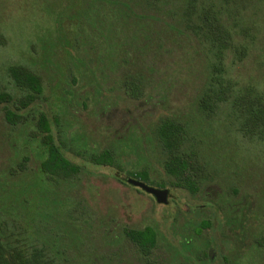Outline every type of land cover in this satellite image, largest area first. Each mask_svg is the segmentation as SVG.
Returning a JSON list of instances; mask_svg holds the SVG:
<instances>
[{"label": "rangeland", "instance_id": "obj_1", "mask_svg": "<svg viewBox=\"0 0 264 264\" xmlns=\"http://www.w3.org/2000/svg\"><path fill=\"white\" fill-rule=\"evenodd\" d=\"M136 1L0 0V90L11 96L0 105L7 231L58 264H143L125 229L145 226L156 232L146 258L157 264H264V138L240 132L232 105L264 99V0H236L244 9L218 75L233 97L208 113L200 99L218 57L185 25L184 1ZM15 64L41 78V94L24 107L28 93L9 75ZM42 114L77 174L40 171ZM166 117L185 126L182 148L200 167L195 190L173 186L164 169L157 128ZM103 148L121 171L76 155ZM142 169L147 184L169 189L167 203L126 182Z\"/></svg>", "mask_w": 264, "mask_h": 264}, {"label": "trees", "instance_id": "obj_2", "mask_svg": "<svg viewBox=\"0 0 264 264\" xmlns=\"http://www.w3.org/2000/svg\"><path fill=\"white\" fill-rule=\"evenodd\" d=\"M139 1L141 2V0L136 2ZM144 1L149 5H164V3L170 5L174 3V0ZM183 1L185 5L182 18L185 25L207 43L214 51V55L218 57L219 64L214 66L216 67L214 81L218 84V87L214 85L212 79L213 86L206 90L200 99L202 109L208 113L216 106V102L229 100L233 97L232 94L229 95V88L223 84L218 75L222 71L221 57L231 45L233 34L235 33L232 18L236 12L241 16L240 11L244 7L243 9L238 8L240 11L234 8L236 0H234L235 2L233 0H218V5L215 1L213 3L210 0ZM126 9L124 7V10ZM242 17H244V14ZM9 75L16 87L28 93L22 103V107L41 94V78L29 68L19 64L11 65L9 66ZM10 97L7 92L0 90V105L3 102H9ZM232 105L241 113L240 132L247 137L263 139L264 99L259 95L232 98ZM6 114L11 118L15 116V113L9 109L6 110ZM37 125L41 143L46 150V157L40 162V171L49 177L62 179L77 174L80 171V165L72 162L64 154L63 146L54 139L49 119L42 114L38 119ZM157 133L162 149L166 154L163 164L164 169L170 176L175 178L174 182H172L173 186L195 190V179L197 177L200 178V167L196 165L192 151H186L182 148L187 137L184 124L174 118L166 117L159 123ZM76 155L93 165L112 166L120 170L114 162V151L112 148H103L98 152H91L87 158L79 153H76ZM147 174L146 170L143 169L127 172L128 177L142 180L145 183L148 181ZM157 187L162 186L157 185ZM7 221L8 218L0 214V264H58L53 256L45 253L43 247L29 245L25 241L24 235H21L20 232L15 234L8 232ZM125 235L144 255L143 264H157L154 260L146 258L156 245V232L151 226L127 228L125 229Z\"/></svg>", "mask_w": 264, "mask_h": 264}, {"label": "water", "instance_id": "obj_3", "mask_svg": "<svg viewBox=\"0 0 264 264\" xmlns=\"http://www.w3.org/2000/svg\"><path fill=\"white\" fill-rule=\"evenodd\" d=\"M127 182L135 187L140 188L142 191L152 195L156 202L167 203L168 202V188H160L151 186L142 180L128 177Z\"/></svg>", "mask_w": 264, "mask_h": 264}, {"label": "flooded vegetation", "instance_id": "obj_4", "mask_svg": "<svg viewBox=\"0 0 264 264\" xmlns=\"http://www.w3.org/2000/svg\"><path fill=\"white\" fill-rule=\"evenodd\" d=\"M168 195H169V192H168ZM169 197V196H168Z\"/></svg>", "mask_w": 264, "mask_h": 264}]
</instances>
